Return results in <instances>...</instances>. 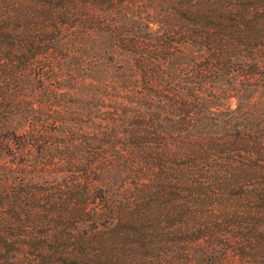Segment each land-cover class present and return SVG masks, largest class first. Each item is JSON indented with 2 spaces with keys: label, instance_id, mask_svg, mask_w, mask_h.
<instances>
[{
  "label": "trees",
  "instance_id": "trees-1",
  "mask_svg": "<svg viewBox=\"0 0 264 264\" xmlns=\"http://www.w3.org/2000/svg\"><path fill=\"white\" fill-rule=\"evenodd\" d=\"M262 92L264 0H0V264H264Z\"/></svg>",
  "mask_w": 264,
  "mask_h": 264
},
{
  "label": "rangeland",
  "instance_id": "rangeland-1",
  "mask_svg": "<svg viewBox=\"0 0 264 264\" xmlns=\"http://www.w3.org/2000/svg\"><path fill=\"white\" fill-rule=\"evenodd\" d=\"M262 94H264V92H262ZM259 99H261V100H264V98H259ZM228 102H230L231 104H233L232 102V100L230 99V100H227Z\"/></svg>",
  "mask_w": 264,
  "mask_h": 264
}]
</instances>
